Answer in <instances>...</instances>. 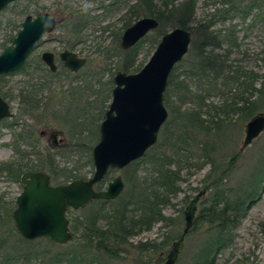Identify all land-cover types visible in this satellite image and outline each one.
<instances>
[{
  "label": "rangeland",
  "instance_id": "obj_1",
  "mask_svg": "<svg viewBox=\"0 0 264 264\" xmlns=\"http://www.w3.org/2000/svg\"><path fill=\"white\" fill-rule=\"evenodd\" d=\"M117 1L20 0L0 13V53L10 44V40L26 17L47 13L58 22L56 30L45 35L29 56L25 71L19 70L3 76L5 80L0 84V95L7 96L6 100L11 106L14 117L0 125V166L12 165L13 169H16L18 164L24 166L25 161L22 158L28 156L27 159L35 160L41 156L42 160L39 162L45 169L44 172H49L52 164L56 177L55 181L52 179L54 185H60L56 183V179L59 182L64 181L65 176L68 175L66 172L71 170L77 172V176L86 179L93 176L94 167L89 163V159L92 161V149L97 138H92L87 131H84L83 135L79 134L85 126L84 130H89L93 135L96 130V134L100 135L98 126L100 127L104 112L108 110L111 102L112 92L110 93L109 90L112 91L114 87L113 78L117 72H122V64L126 58V51L121 48L122 36L129 27L147 17L141 10L132 12L136 1L121 0V4ZM183 1H177V5ZM227 7L222 5L220 0L198 1L195 16L189 25L191 30L187 29L192 33V42L177 73L182 74L190 69L201 60L202 54H213L225 59L226 75L238 79V83L248 80L256 88H261V84H264V12H254L247 20L240 17L231 18V16L220 19L225 13L223 10L225 11ZM81 15L89 16L90 21L88 27L77 38L71 32V26ZM199 25L204 26L207 32H204L203 28L195 30ZM161 27L167 33L175 28H181L176 20H166ZM227 34L236 42V47L230 42L223 43L222 39ZM206 36H220L221 46L208 44L201 53L200 47ZM162 37L163 35L159 36L155 31L141 44L136 62L138 72L149 61ZM66 49L87 59L85 67L78 76L66 75L65 71L61 70L63 73L54 79L46 78L41 54L52 52L59 61V54ZM134 73L137 72L131 74ZM181 76L180 80H185L190 85V89L195 85L185 76ZM33 79L47 83L46 88H43L45 90L41 89L38 95L33 97L34 100H40L39 108L27 107L19 99L21 91L25 90ZM228 84L221 87L224 91L223 95L214 94L207 99L206 103L212 107L207 109L210 116L205 114L204 117L209 125V129L203 132L205 141L210 146L215 145L214 158L221 169L213 172L210 161L203 163L201 160L203 165L200 169L183 171L179 182L180 190L171 198V204L163 211V214L171 220L154 224L149 231L144 229L139 231L138 235L129 239L113 258L97 249V241L94 243L87 241L85 237L87 233L83 232L81 227L80 234L68 244L56 245L49 240L56 246L51 250L48 249L51 254L69 251L70 244L88 243V246L84 247L85 250L83 248L79 250L82 254L84 251L86 255H90L87 256L86 264H165L173 244L184 237L176 264H194L203 245L214 234L207 232V226L198 216L210 196V191L215 189V183L220 181V176L223 177V171L225 176L221 180L222 185L219 189L240 197L243 191L251 189L250 185L258 180L257 175L262 168L264 169V132L250 146L243 148L245 127L250 120L240 118L238 112L227 116L221 110L226 98L231 99L238 94L234 99L238 102L244 88L233 81ZM250 94L249 91L246 96L250 97ZM184 96L187 95L180 89L170 95L172 101L180 105V113L193 107ZM181 97L185 100L183 105L179 104ZM256 99L257 96L253 98ZM261 102L259 111L255 115L264 113V98ZM83 110L86 112L83 113ZM214 113L218 116L214 123H211ZM70 115L75 116L73 118L75 131L72 133L66 124L67 119L72 118ZM179 121L178 126L182 120ZM53 131L62 132L60 138L64 141L60 143V149H53L49 135H43ZM209 131L213 135H208ZM128 167L121 171H110L97 187L102 185L105 190L108 183L120 175L125 182L124 194L128 190L125 181L130 171ZM19 177L16 173L9 175L7 172H1L0 174V238H5L7 243V247H4L6 256L1 255L0 258L4 260L6 257L12 260L14 259L12 255L27 253L34 247L37 248L41 258H50L49 254L44 253L45 247H48L47 242L41 241L46 239L33 241L37 244L30 247L17 233L14 220L10 221V216L13 219L12 213L17 207L16 199L23 191ZM73 180L76 179L66 184ZM94 202L83 209L69 210L68 219H76L78 222L86 219L100 206L93 205ZM188 217H190L189 221H187ZM104 224L99 223L97 227L104 228ZM188 224L190 225L188 233L184 235ZM233 240L232 246L219 255L217 264H264V183L260 187L256 201L245 212L239 227L235 230ZM5 264L12 263L5 261ZM32 264L39 262L32 261Z\"/></svg>",
  "mask_w": 264,
  "mask_h": 264
},
{
  "label": "trees",
  "instance_id": "obj_2",
  "mask_svg": "<svg viewBox=\"0 0 264 264\" xmlns=\"http://www.w3.org/2000/svg\"><path fill=\"white\" fill-rule=\"evenodd\" d=\"M133 1L136 2L132 7V12H139L141 10L147 17L157 19L160 22V28L157 30L158 35L164 36L167 32L161 27V24L165 23L166 20H176L179 27L191 30L189 29V25L193 21L199 0H184L178 5L177 1L179 0ZM121 2V0L117 1L118 4H121ZM220 3L228 6L225 11L223 10L225 13L220 16V19L231 16V18L240 17L243 20H247L254 12H264V0H220ZM88 17L87 15H81L76 23L71 26V32L75 37L78 38L81 36L84 29L88 27L90 21ZM202 28L204 32H207L202 25H199L195 30H201ZM219 34L222 36V32ZM148 36L138 45L125 52L126 58L122 64V72L127 74L138 72L136 62L139 56V48ZM220 36H206L205 40L202 41L200 52L203 53L208 44L220 47ZM222 41L223 43L229 44L228 42H230L232 46H237L236 42L231 40L229 34ZM201 56L202 58L199 62L194 64L190 69L185 70L182 74L177 73L181 65L177 66L172 72L169 78V87L165 94V105L169 112V118L161 130L159 143L149 150L147 156L128 167L130 171L125 177L128 190L117 201H95L93 205L99 204L100 206L81 222H78L76 219L70 220V227L74 237L80 234L81 227L82 231L87 233V236H85L87 238L86 240L90 243L97 241V249L110 258L115 257L119 249L129 239L138 235L139 231L143 229L149 231L154 224L166 223V221L171 220L163 214V211L166 206L171 204V198L178 194L180 190L179 182L182 179L181 175L184 170L200 169L203 165L200 162L201 160L203 163L210 161L213 166V172L221 169L218 166V161L214 158L215 145L210 146L205 141V135L203 134L204 130L209 129L208 122L204 117L205 114L210 116L207 109H211L212 106L206 103L210 96L214 94L220 95L221 93L223 95L224 91L221 87H225L233 81L237 85H242L244 87L242 89L243 91L240 94L238 102L234 101L238 94L233 96L234 98H226L223 102L224 104L221 106L222 112L227 116L231 113L238 112L240 118L250 120L259 111V107L262 104L261 99L263 100L264 98L263 83L261 84V88H256L248 80H245L243 83H238V79L225 74V59L213 54H202ZM25 69L26 67L24 66L20 72L25 71ZM61 70L71 76L70 72L63 66H61L57 75H53L44 69L46 78L49 77L52 79L60 73H63ZM181 75L195 83L191 88L192 90L185 80H180ZM3 80H5V77L0 78V84ZM38 80H31L26 86V89L22 90L19 94L21 103L26 104L27 107L39 108L40 106V100H34L33 97L37 96L41 89L46 88L47 83L44 84ZM178 89L187 95L184 96L185 99H188V103L193 106L183 113L179 111L180 105H176L170 97L171 93L177 92ZM249 91L251 93L250 97L246 96ZM109 92L111 93V90ZM255 96H257V99L253 100ZM2 97L7 99L6 95H2ZM184 101L183 97L179 98V104L183 105ZM85 112L86 110L83 113ZM217 116L216 113L213 114V121L211 123H214ZM179 120H182V122L178 126ZM66 124L70 128V133L75 131V120ZM84 128L85 126H83L79 135H83L84 131H87L92 138H97L98 140L99 135L96 134V130L93 135L89 130H84ZM207 134L213 135L210 131ZM91 149L90 147L89 150ZM27 158L28 156L24 159L22 158L25 161L24 166L18 164L15 167L16 169H13L12 165L0 166V174L1 172H7L9 175L16 173L17 177L20 176V179L27 171L45 170L40 166L41 163L39 161L42 160L41 156H38L37 159L34 158L35 160L31 158L29 160ZM89 163L93 166V162L90 159ZM55 167L56 165H54ZM53 170L51 164L50 170L48 171L54 180L56 177ZM66 173L68 175L65 176L64 181L59 182L56 179L57 184H66L72 179H86V177L77 176V172L74 170L67 171ZM224 176L223 171V177L220 176V181L215 183V189L210 191V196L203 204L199 213L198 218L202 219L207 226V232H213L214 234L205 242L194 264H217L219 255L232 246L235 230L239 227V223L245 212L256 201L260 187L264 183V169L262 168L257 175L259 177L258 180L253 185H250L251 189L243 191L240 197H237V194L236 196L232 192L227 194L223 189H219ZM59 177L61 179V176ZM102 188L103 186L99 185L97 189ZM10 221L13 222L11 216ZM99 223H105L104 228L97 227ZM22 240L29 244L30 247L37 244L36 242ZM41 241L47 242L48 247L43 249L44 253L50 255V258H41L37 248L34 247L27 253L12 255L14 258L12 260L6 257L4 260L0 258V264H5V261L12 264H25L26 262L32 264V261H38L39 264H86L90 256L86 255L87 253L84 251L83 254L81 251L79 252L81 248L85 250L84 247H87L88 243L85 245H81L82 243H76V245L70 244L69 251L59 252L53 255L48 249L51 250V248L56 246L47 239ZM5 246L7 247L6 239L0 238V256H6Z\"/></svg>",
  "mask_w": 264,
  "mask_h": 264
},
{
  "label": "water",
  "instance_id": "obj_3",
  "mask_svg": "<svg viewBox=\"0 0 264 264\" xmlns=\"http://www.w3.org/2000/svg\"><path fill=\"white\" fill-rule=\"evenodd\" d=\"M18 1L0 0V13ZM57 25V20L47 13L26 17L10 44L0 53V78L21 70L40 40L54 32ZM159 26L154 18L140 19L124 32L121 48L124 51L132 49ZM191 42L190 31L176 28L162 37L138 73H116L110 106L104 113L100 136L92 149L94 174L91 178L54 186L51 177L43 172H26L22 176L23 191L16 199L17 207L12 217L17 233L24 240L48 239L56 245L68 244L74 238L67 218L69 210L83 209L95 200L110 202L121 197L125 182L120 175L108 183L105 190H97L96 186L111 170H124L143 159L158 144L169 118L165 105L169 78L183 63ZM60 59L73 73L87 64V59L69 50H64ZM42 60L52 72L57 71L54 54L45 52ZM13 116L9 104L0 96V123ZM263 132L264 113H259L245 127L243 148L250 146ZM189 227L188 224L184 235ZM183 239L173 244L165 264H176Z\"/></svg>",
  "mask_w": 264,
  "mask_h": 264
},
{
  "label": "flooded vegetation",
  "instance_id": "obj_4",
  "mask_svg": "<svg viewBox=\"0 0 264 264\" xmlns=\"http://www.w3.org/2000/svg\"><path fill=\"white\" fill-rule=\"evenodd\" d=\"M38 15V14H37ZM36 15V16H37ZM58 26V25H57ZM151 34V33H150ZM149 34V35H150ZM144 40V39H143ZM140 43V42H139ZM138 43V44H139ZM39 44V43H38ZM137 44V45H138ZM38 46V45H37ZM36 46V47H37ZM36 49V48H35ZM34 49V50H35ZM66 50H68V49H66ZM70 51V50H69ZM34 52V51H33ZM32 52V53H33ZM72 52V51H71ZM31 53V54H32ZM43 53H45V52H43ZM42 53V54H43ZM50 53H52V52H50ZM62 53V52H61ZM60 53V54H61ZM30 54V55H31ZM42 54H41V61H42V63L45 65V69L46 70H48L51 74H53V75H57V73L60 71V68H61V66H63L67 71H69L70 72V75L71 76H78L79 75V72L83 69H81L79 72H77V73H73V72H71L65 65H64V63L61 61V59H60V54H59V57H58V59H59V61L57 60V57H56V55L54 54V53H52V54H54V58H55V63H56V66H57V71L56 72H52L51 70H50V68L43 62V60H42ZM29 58V57H28ZM82 58V57H81ZM25 66V65H24ZM125 73V72H124ZM66 75H68V74H66ZM115 77V76H114ZM114 79V78H113ZM113 84H114V82H113ZM114 88V87H113ZM113 90V89H112ZM112 92V91H111ZM1 97H2V95H0ZM3 98V97H2ZM4 100H6L5 98H3ZM7 101V100H6ZM8 103V102H7ZM9 104V103H8ZM9 106H10V104H9ZM10 110H11V106H10ZM12 112V111H11ZM14 117V116H13ZM13 117L12 118H9V119H13ZM9 119H5V120H3L1 123H0V125L2 124V123H4L6 120H9ZM18 125V124H17ZM23 125V124H22ZM21 125V126H22ZM43 135L44 136H46V135H49V137H50V143H52V145H51V147L53 148V149H60L61 147H60V143H62L63 141H64V139H62V138H60L61 136H62V132H60V131H53V132H50V133H43ZM54 136H56V138H54ZM27 172H43V173H46V174H48L50 177H51V183H52V185H54V183H53V181H52V176H51V174L49 173V172H44V171H27ZM26 173V172H25ZM24 173V174H25ZM23 174V175H24ZM22 175V176H23ZM22 178V177H21ZM82 179V178H81ZM84 180H86V179H84ZM110 183V182H109ZM60 185H65V184H60ZM54 186H59V185H54ZM98 188V187H97ZM98 190H103V188L102 189H98Z\"/></svg>",
  "mask_w": 264,
  "mask_h": 264
},
{
  "label": "bare ground",
  "instance_id": "obj_5",
  "mask_svg": "<svg viewBox=\"0 0 264 264\" xmlns=\"http://www.w3.org/2000/svg\"><path fill=\"white\" fill-rule=\"evenodd\" d=\"M151 18H152V17H151ZM154 19H155V18H154ZM156 20H157V19H156ZM157 21H158V20H157ZM158 22H159V21H158ZM159 23H160V22H159ZM159 28H160V26H159ZM159 28H158V29H159ZM158 29H157V30H158ZM175 29H176V28H175ZM183 29H184V28H183ZM157 30H155V31H157ZM155 31H153V32H155ZM153 32H152V33H153ZM181 64H182V63H181ZM83 111H84V110H83ZM70 117H72V118L67 119L66 123H71V121H73V118H74L75 116L70 115Z\"/></svg>",
  "mask_w": 264,
  "mask_h": 264
}]
</instances>
